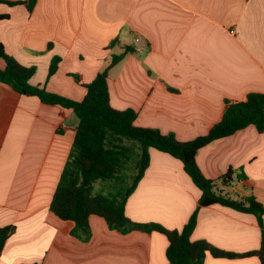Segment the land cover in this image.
<instances>
[{
  "label": "crops",
  "instance_id": "0c3cea01",
  "mask_svg": "<svg viewBox=\"0 0 264 264\" xmlns=\"http://www.w3.org/2000/svg\"><path fill=\"white\" fill-rule=\"evenodd\" d=\"M0 42L36 68L33 86L75 101L113 54L132 48L109 71L110 104L134 110L137 126L180 141L207 134L227 101L264 95V0H38L31 10L0 3ZM53 57L61 60L48 79ZM77 120L71 109L0 82V227L16 226L0 264H170L160 232L123 234L91 215L92 234L82 241L71 235L74 223L49 211ZM196 162L210 180L231 169L233 182H218L219 190L234 200L253 196L264 207V132L255 125L201 147ZM200 192L179 159L151 148L125 213L134 222L181 230L198 211L192 241L240 254L260 248L262 227L252 212L200 206ZM262 222L264 228V215ZM204 264L261 263L208 255Z\"/></svg>",
  "mask_w": 264,
  "mask_h": 264
},
{
  "label": "trees",
  "instance_id": "16d2710c",
  "mask_svg": "<svg viewBox=\"0 0 264 264\" xmlns=\"http://www.w3.org/2000/svg\"><path fill=\"white\" fill-rule=\"evenodd\" d=\"M37 1L0 0V3L10 6L25 4L31 10ZM131 52L133 49L126 47L123 52L113 54L107 67L91 82L84 84L87 89L85 98L75 101L43 87L33 86L30 79L35 75L36 68L19 63L6 52L5 45L0 42V58L5 62V66L0 67V82L22 95L36 97L45 104L71 109L78 119L71 151L49 211L61 220L74 223L71 235L82 241L88 240L92 234L89 223L91 215L103 218L110 229L123 234L136 230L160 232L168 240L166 257L170 264H204L208 255L228 259L251 256L257 257L264 264V207L253 196L234 200L219 190L218 182L224 185L233 182L235 172L231 169L218 180H210L202 174L196 162V153L201 147L233 135L247 126L255 125L256 130L263 133L264 95L251 93L243 101H227L222 120L207 134L189 142L180 141L174 134L137 126V113L134 110L120 111L110 104L109 71ZM60 60V57H53L48 79L56 74ZM72 76L80 83L79 76ZM151 148L182 162L186 174L201 190L200 206L221 205L240 212H252L262 227L260 248L240 254L218 248L205 239L192 241L190 237L197 225L198 211L191 215L181 230H170L159 223L142 224L127 217L125 212L128 198L150 166ZM244 178V175H238V179ZM100 181L104 188L95 193L93 188ZM14 231L15 225L0 227V255Z\"/></svg>",
  "mask_w": 264,
  "mask_h": 264
},
{
  "label": "rangeland",
  "instance_id": "374dc122",
  "mask_svg": "<svg viewBox=\"0 0 264 264\" xmlns=\"http://www.w3.org/2000/svg\"><path fill=\"white\" fill-rule=\"evenodd\" d=\"M104 184H103V182H98L96 185H95V188H93V191L95 192V193H98V192H101V189H103L104 187Z\"/></svg>",
  "mask_w": 264,
  "mask_h": 264
}]
</instances>
